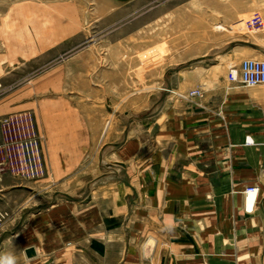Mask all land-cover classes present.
<instances>
[{
    "label": "crops",
    "instance_id": "0c3cea01",
    "mask_svg": "<svg viewBox=\"0 0 264 264\" xmlns=\"http://www.w3.org/2000/svg\"><path fill=\"white\" fill-rule=\"evenodd\" d=\"M247 47L253 48L223 38L199 62L212 63ZM179 76H172L177 89L183 84ZM205 81L194 85L207 86L198 101L167 99L158 110L160 93L151 97L138 117L154 108L158 116L130 125L133 136L120 152L138 157L128 158L131 166L122 167L124 175L116 178L108 198L91 193L85 205L62 200L42 208L33 202L23 221L28 209H9L0 234L21 225L12 236L22 248L14 264H264V85ZM82 118L78 110H39L46 167L39 179L67 180L97 146L98 121H89V132ZM113 137L107 149L121 139ZM248 138L252 143L246 144ZM252 184L259 192L247 206L242 191ZM28 247L35 249L32 258L25 255Z\"/></svg>",
    "mask_w": 264,
    "mask_h": 264
},
{
    "label": "rangeland",
    "instance_id": "374dc122",
    "mask_svg": "<svg viewBox=\"0 0 264 264\" xmlns=\"http://www.w3.org/2000/svg\"><path fill=\"white\" fill-rule=\"evenodd\" d=\"M256 16L264 21V0H0V119L16 117L9 125L0 123V210L6 214L0 226L10 219L9 209H28L22 215L25 220L33 202L39 208L62 200L85 205L91 193L104 199L111 196L116 178L124 175L122 167L131 166L128 158L138 157L133 152L124 157L120 152L133 136L128 133L131 126L145 123L140 119L146 116H158L153 111L157 106L161 110L167 99L198 101L179 95L194 89L204 94L207 86L194 85L226 79L227 69L236 61H264V30L252 29L250 24ZM222 37L241 39L253 48L200 63L203 55L219 47ZM176 72L183 83L179 89L172 78ZM157 93L161 96L150 110L153 114L138 117ZM70 109L82 111L83 129L90 132L92 120L99 125L97 146L88 151L74 174L64 181L48 182L11 173L7 147L27 136L26 115L40 139L45 163L36 116L39 110ZM112 136H118L117 141L125 139L107 149ZM154 136L151 132L148 140ZM249 186L259 192L256 184L242 192ZM9 189L14 194H7ZM19 226L1 230L4 264H14L15 257L22 255L17 238L12 237Z\"/></svg>",
    "mask_w": 264,
    "mask_h": 264
},
{
    "label": "built area",
    "instance_id": "2783aa9c",
    "mask_svg": "<svg viewBox=\"0 0 264 264\" xmlns=\"http://www.w3.org/2000/svg\"><path fill=\"white\" fill-rule=\"evenodd\" d=\"M250 24L252 29L264 30V21L258 16L253 17ZM226 79L231 84H239L244 87L264 85V61L244 59L239 64L229 67ZM179 96L185 100L200 98L203 96V90L194 89L185 96ZM14 119H16L15 116H7L0 119V123L9 125ZM25 119L30 126L27 129V136L23 140L9 143L6 163L11 173L27 180H35L43 177L46 169L40 139L34 131L31 117L26 115ZM249 143L252 141H249L248 138L246 144ZM253 193L256 198L258 189L254 186H249L244 191L245 197ZM5 216L6 214L0 210V222Z\"/></svg>",
    "mask_w": 264,
    "mask_h": 264
},
{
    "label": "bare ground",
    "instance_id": "6f19581e",
    "mask_svg": "<svg viewBox=\"0 0 264 264\" xmlns=\"http://www.w3.org/2000/svg\"><path fill=\"white\" fill-rule=\"evenodd\" d=\"M257 196H258V194H257ZM257 196H256V198H255V194H254V193H253V194H249V195H247V197H245V198H246V200H245L246 204H247V205H252V204L256 201ZM35 253H36V252H35ZM152 254H153V253H152Z\"/></svg>",
    "mask_w": 264,
    "mask_h": 264
},
{
    "label": "water",
    "instance_id": "95a60500",
    "mask_svg": "<svg viewBox=\"0 0 264 264\" xmlns=\"http://www.w3.org/2000/svg\"><path fill=\"white\" fill-rule=\"evenodd\" d=\"M24 252L27 258H32L36 255L35 249L33 247L26 248Z\"/></svg>",
    "mask_w": 264,
    "mask_h": 264
}]
</instances>
